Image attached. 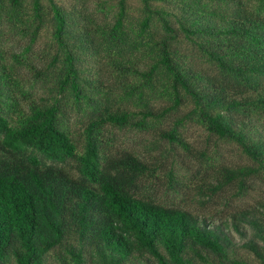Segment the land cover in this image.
I'll return each instance as SVG.
<instances>
[{
	"label": "trees",
	"instance_id": "trees-1",
	"mask_svg": "<svg viewBox=\"0 0 264 264\" xmlns=\"http://www.w3.org/2000/svg\"><path fill=\"white\" fill-rule=\"evenodd\" d=\"M129 1L0 0V264H264V199L215 223L142 192L164 161L106 147L186 103L160 138L190 151L192 121L251 162L208 188L264 182V0Z\"/></svg>",
	"mask_w": 264,
	"mask_h": 264
},
{
	"label": "rangeland",
	"instance_id": "rangeland-1",
	"mask_svg": "<svg viewBox=\"0 0 264 264\" xmlns=\"http://www.w3.org/2000/svg\"><path fill=\"white\" fill-rule=\"evenodd\" d=\"M129 2L130 5H136L134 0ZM89 4L91 5L92 2ZM14 40L10 37L4 48L13 45ZM34 47L37 49L41 46L37 42ZM17 50H20L18 45ZM20 71L27 84L34 80L27 69L21 68ZM105 75L109 76V73L105 72ZM35 87V93L40 94V83L36 82ZM188 108V104L187 106L186 103L182 104L178 111L166 116V119L157 128L150 130L113 128L110 135L108 134L106 137L108 142L106 147L109 153L118 155L124 150H128L154 163L164 161L155 175L151 174L146 177L147 181H145L142 190L143 193L150 194L164 205L179 206L199 216L212 215L215 223L241 208L256 207L259 201L264 199V182L258 176L247 178L250 188L243 194L238 192L236 182L227 184L223 189L215 192H212L213 188H208V182L213 183L216 178H222L219 176L220 166L239 167L251 163L236 144L217 139L214 135L207 133L202 126L192 121H187L184 126L180 127L182 137L190 145V151L160 138L159 129L172 125L174 119L183 115ZM72 118L73 136L80 149L83 142L82 126L78 121V123L76 122L79 119L78 115L73 114ZM164 154L167 156L165 159L162 158ZM73 163L67 167L73 168ZM169 167L175 170L177 179L168 176L167 169ZM232 234L240 243L238 235L234 232Z\"/></svg>",
	"mask_w": 264,
	"mask_h": 264
}]
</instances>
